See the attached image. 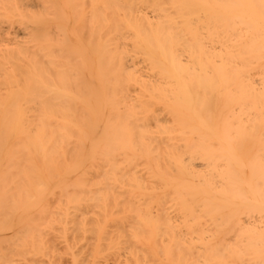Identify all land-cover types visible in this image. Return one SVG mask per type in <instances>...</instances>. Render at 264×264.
<instances>
[{"label": "bare ground", "instance_id": "6f19581e", "mask_svg": "<svg viewBox=\"0 0 264 264\" xmlns=\"http://www.w3.org/2000/svg\"><path fill=\"white\" fill-rule=\"evenodd\" d=\"M261 0H0V264H264Z\"/></svg>", "mask_w": 264, "mask_h": 264}, {"label": "snow or ice", "instance_id": "6c2138e0", "mask_svg": "<svg viewBox=\"0 0 264 264\" xmlns=\"http://www.w3.org/2000/svg\"><path fill=\"white\" fill-rule=\"evenodd\" d=\"M261 10H262L261 14L262 16H264V0H261Z\"/></svg>", "mask_w": 264, "mask_h": 264}]
</instances>
